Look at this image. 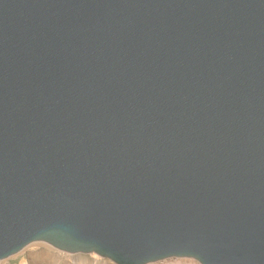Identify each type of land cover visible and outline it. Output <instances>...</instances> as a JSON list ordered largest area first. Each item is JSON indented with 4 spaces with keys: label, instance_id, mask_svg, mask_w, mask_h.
Segmentation results:
<instances>
[{
    "label": "water",
    "instance_id": "1",
    "mask_svg": "<svg viewBox=\"0 0 264 264\" xmlns=\"http://www.w3.org/2000/svg\"><path fill=\"white\" fill-rule=\"evenodd\" d=\"M264 264V0H0V264Z\"/></svg>",
    "mask_w": 264,
    "mask_h": 264
},
{
    "label": "rangeland",
    "instance_id": "2",
    "mask_svg": "<svg viewBox=\"0 0 264 264\" xmlns=\"http://www.w3.org/2000/svg\"><path fill=\"white\" fill-rule=\"evenodd\" d=\"M37 244V246H36ZM43 246H41V245ZM38 248L37 252L32 254L33 248ZM32 250V251H31ZM36 251V250H35ZM66 252L60 251L55 247L51 246L45 242H38L30 245L26 249H24L19 254L4 260L1 264H114L112 261L101 257L97 254H71L70 255H80L84 259V261L73 262L70 259H67ZM94 255V256H93ZM93 256V257H92ZM93 259H99L98 262H93ZM182 259H171V261L165 262H175ZM187 260V263H198L192 259H184ZM192 261V262H191ZM164 263V262H162ZM155 264V263H153ZM161 264V263H156Z\"/></svg>",
    "mask_w": 264,
    "mask_h": 264
},
{
    "label": "bare ground",
    "instance_id": "3",
    "mask_svg": "<svg viewBox=\"0 0 264 264\" xmlns=\"http://www.w3.org/2000/svg\"><path fill=\"white\" fill-rule=\"evenodd\" d=\"M38 243V242H37ZM34 244V243H33ZM32 245V244H31ZM41 245V244H40ZM36 246H37V244H36ZM42 246V245H41ZM29 247V246H28ZM43 247V246H42ZM38 248H39V246L36 248H33L31 251H32V254H34L35 252H37V250H38ZM36 250V251H35ZM66 254V257H67V259H70V260H72L73 262H77V261H84V259L82 258V256H78V255H70V254H68L67 252L65 253ZM94 256V255H93ZM92 256V257H93ZM98 260L99 259H93V262H98ZM165 261H171V260H164V261H160V262H157V263H161V264H193V263H187V260H184V259H182V260H178V261H175V262H165ZM162 262H164V263H162ZM192 262V261H191ZM197 262V261H196ZM156 264V263H155ZM194 264H199V263H194Z\"/></svg>",
    "mask_w": 264,
    "mask_h": 264
}]
</instances>
